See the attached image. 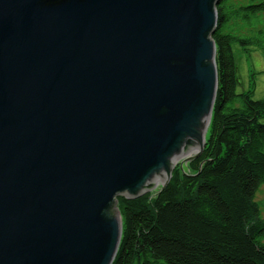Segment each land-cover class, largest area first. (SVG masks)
I'll list each match as a JSON object with an SVG mask.
<instances>
[{
	"label": "water",
	"instance_id": "95a60500",
	"mask_svg": "<svg viewBox=\"0 0 264 264\" xmlns=\"http://www.w3.org/2000/svg\"><path fill=\"white\" fill-rule=\"evenodd\" d=\"M222 1L0 0V264H113L204 150Z\"/></svg>",
	"mask_w": 264,
	"mask_h": 264
},
{
	"label": "trees",
	"instance_id": "16d2710c",
	"mask_svg": "<svg viewBox=\"0 0 264 264\" xmlns=\"http://www.w3.org/2000/svg\"><path fill=\"white\" fill-rule=\"evenodd\" d=\"M218 91L207 141L166 187L118 198L122 239L113 264H264V100L238 93L233 46L264 54V0L217 6Z\"/></svg>",
	"mask_w": 264,
	"mask_h": 264
},
{
	"label": "rangeland",
	"instance_id": "374dc122",
	"mask_svg": "<svg viewBox=\"0 0 264 264\" xmlns=\"http://www.w3.org/2000/svg\"><path fill=\"white\" fill-rule=\"evenodd\" d=\"M247 1L249 0H233V3L239 5ZM233 52L239 81L237 92L242 93L252 89L254 100H264V54L259 48H252L250 53H244L238 45L233 46ZM186 167H183L184 171ZM159 189L160 187L155 191ZM256 201L259 204L260 216L264 220V184L256 193Z\"/></svg>",
	"mask_w": 264,
	"mask_h": 264
},
{
	"label": "bare ground",
	"instance_id": "6f19581e",
	"mask_svg": "<svg viewBox=\"0 0 264 264\" xmlns=\"http://www.w3.org/2000/svg\"><path fill=\"white\" fill-rule=\"evenodd\" d=\"M198 150H199V148H197V150H196L194 153H196ZM194 153H192L191 155H193ZM191 155H190V156H191ZM186 157H189V156H186Z\"/></svg>",
	"mask_w": 264,
	"mask_h": 264
}]
</instances>
